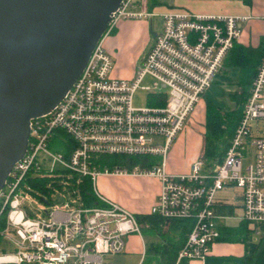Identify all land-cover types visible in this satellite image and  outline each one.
<instances>
[{"label":"built area","instance_id":"1","mask_svg":"<svg viewBox=\"0 0 264 264\" xmlns=\"http://www.w3.org/2000/svg\"><path fill=\"white\" fill-rule=\"evenodd\" d=\"M155 16L162 17V28L135 76H114L116 63L104 47L106 36L122 20ZM249 18L158 13L149 9V0H123L73 85L51 111L30 121L26 151L0 189V264H106V256L123 253L127 237L141 234L142 226L134 212L98 191L100 175L161 180L151 214L193 221L175 264L209 255L220 238L215 207L225 188L240 190L242 219L259 235L264 224V135L253 134V122L264 121V55L223 161L209 169L197 159L185 174L165 168L169 150ZM148 76L152 82L144 84ZM139 88L149 93V105H134ZM250 146L254 158L246 164ZM132 158L138 162L133 164ZM84 178L90 181L95 205H87L72 187Z\"/></svg>","mask_w":264,"mask_h":264},{"label":"crops","instance_id":"2","mask_svg":"<svg viewBox=\"0 0 264 264\" xmlns=\"http://www.w3.org/2000/svg\"><path fill=\"white\" fill-rule=\"evenodd\" d=\"M165 1L166 3L161 5L164 10L160 13L167 10H183L198 14L250 16L249 20L242 24V35L236 45L245 47L255 55L252 63H237L235 59L237 54L233 55V51L228 54L212 86L200 100L186 128L173 143L166 159V171L171 174H185L189 173L192 164L202 157L208 101L220 105L225 111H232L238 107L245 89L251 88V85H244L251 80L248 79L250 75L246 71L247 67L255 63L254 75L260 61L258 58L264 52V0ZM135 25L138 27L134 34L136 40L127 44V37L131 36ZM117 27V35L112 38L107 35L104 40L107 49L114 55L116 66L113 75L133 78L154 42L153 34L157 32H154L149 21L144 20L125 19ZM253 134L264 135V121L256 122L253 126ZM253 158L254 148L250 146L245 163L250 164ZM161 186V180L153 176L112 174L100 175L96 178V188L103 196L121 204L137 216L151 214ZM215 208L219 215L217 226L220 238L212 245L205 259H191L183 264H243L247 244L239 235L243 222L240 190L236 187H228L220 191L217 194ZM149 239L150 237L143 231L141 234H130L124 252L139 259L144 257L143 260L138 261V264H144Z\"/></svg>","mask_w":264,"mask_h":264},{"label":"water","instance_id":"3","mask_svg":"<svg viewBox=\"0 0 264 264\" xmlns=\"http://www.w3.org/2000/svg\"><path fill=\"white\" fill-rule=\"evenodd\" d=\"M122 1L0 0V189L30 121L73 85Z\"/></svg>","mask_w":264,"mask_h":264},{"label":"trees","instance_id":"4","mask_svg":"<svg viewBox=\"0 0 264 264\" xmlns=\"http://www.w3.org/2000/svg\"><path fill=\"white\" fill-rule=\"evenodd\" d=\"M165 3V0H149V9L152 10ZM114 31L112 30L111 33ZM231 51H233V55L237 54V58L235 57L237 63H252V61L255 60V55L243 46L235 44ZM263 55L264 52L258 58L260 61L256 71H254V75L253 68L255 63L247 67L246 71L250 75L248 79L251 78V80L244 84L245 86L251 85L252 88L253 80L262 61ZM251 88L245 89L238 107L232 111H225L220 105L208 101L206 133L204 136V148L201 157L205 161L207 168H213L216 164L223 161L236 126L243 114L244 106L251 94ZM119 159L122 160V158ZM132 160L133 164L138 162L137 158H132ZM72 187L78 189L81 197L85 200L87 205H95L97 203L88 178H84L76 184L75 181H73ZM137 217L142 226V231L150 237L147 242V257L145 263L175 264L178 252L187 239L193 221L191 219L168 220L155 214L138 215ZM2 226L3 218L0 219V229ZM260 226L261 233L259 235L249 229L248 222L245 220H243L240 226V238L247 244V253L244 257L243 264H264V224ZM255 236L258 237V240L254 238ZM2 242L3 240L0 236V243L2 244Z\"/></svg>","mask_w":264,"mask_h":264},{"label":"rangeland","instance_id":"5","mask_svg":"<svg viewBox=\"0 0 264 264\" xmlns=\"http://www.w3.org/2000/svg\"><path fill=\"white\" fill-rule=\"evenodd\" d=\"M155 12H162L164 10V7L163 6H158L156 8H153ZM135 20V19H134ZM136 20H144V21H149L151 23V27L152 29L154 30V32H159L162 28V24H163V20H162V17L161 16H155V17H150L148 19H136ZM123 21V20H122ZM121 21V22H122ZM120 22V23H121ZM119 23V24H120ZM118 24V26H119ZM117 28L118 27H115L113 29V33H109V38H112V37H115L117 35ZM138 29L137 25L134 26V30L131 34V36H128L127 37V44L130 42V41H133V40H136L135 37H134V34L135 31ZM109 40V39H108ZM152 40V39H151ZM108 42V41H107ZM104 47L106 49V51L109 53V54H112L111 51H109L107 49V43H104ZM128 47V46H127ZM126 47V48H127ZM131 48V47H130ZM133 51V50H132ZM112 56L114 57V55L112 54ZM139 69V68H138ZM152 80L149 78V76L145 79L144 81V84H147V83H151ZM148 98H149V93L144 90V89H141L139 88L136 93H135V96H134V105L136 107H143V106H147L149 105V102H148ZM207 114V112H206ZM207 122V120H206ZM256 122H253V125H255ZM51 149L52 150H55V147L54 146H51ZM161 159V157H159V160ZM60 198H62V196H59ZM144 232V231H143ZM133 234H137V233H133ZM256 240H258V237L255 238ZM3 244L0 243V246H2ZM142 257V256H141ZM144 257H142L141 259L143 260ZM139 259V257H136V256H131L125 252L123 253H119V254H115V255H111V256H106L105 257V262L106 264H138V261L141 260ZM140 262V261H139ZM144 264H147L144 263Z\"/></svg>","mask_w":264,"mask_h":264},{"label":"flooded vegetation","instance_id":"6","mask_svg":"<svg viewBox=\"0 0 264 264\" xmlns=\"http://www.w3.org/2000/svg\"><path fill=\"white\" fill-rule=\"evenodd\" d=\"M157 34V33H156ZM156 36V35H155Z\"/></svg>","mask_w":264,"mask_h":264}]
</instances>
